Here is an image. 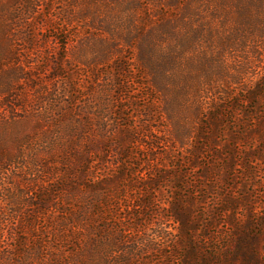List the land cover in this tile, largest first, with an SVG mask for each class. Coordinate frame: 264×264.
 Instances as JSON below:
<instances>
[{"label": "trees", "instance_id": "obj_1", "mask_svg": "<svg viewBox=\"0 0 264 264\" xmlns=\"http://www.w3.org/2000/svg\"><path fill=\"white\" fill-rule=\"evenodd\" d=\"M205 1L72 0L71 9L76 10L78 4L82 5L79 10L82 14H77V18L88 19L85 31L94 35L97 44L83 43L79 40L82 38L73 33L78 41L72 47L80 53L75 58L82 64L75 70L76 67L71 64L75 59L72 55L67 56L73 50L70 41H74L68 29L64 28V24L69 22L54 27L53 34L41 41L46 55L41 59L45 74L39 88L41 91L28 102L24 101L21 85L35 90L38 86L36 71L39 70L36 66H26L23 59L28 49H17V62L9 71L12 70L10 80L20 82V86L13 94L5 92L0 99L2 118L14 124L13 140L17 144L7 156L6 148L0 143V162L13 164L15 170L10 182L0 181V264H85V259L79 261L84 255L92 264L89 258L94 257L92 254L96 250L92 247L96 245L92 237L74 249L71 239L64 236L65 217L72 214V208L67 207H76L85 215L87 211H92L90 208L94 204L105 208L113 200L111 196L120 200L123 196L120 193H125V189L135 187L138 191H145L149 188L153 190L157 185L160 190L161 176L168 173L163 172L166 161L161 157L155 158L154 149L159 148L158 143L153 141L147 147L150 143L139 140L132 126H123L122 132L117 122L114 131L122 142V148L126 139L128 146L131 144L137 149L141 146L147 158L143 159L137 153L133 155L132 147V154L128 157H136V167L134 162H129L130 176L127 178V170L121 168L127 162L119 165L107 159L106 143L109 142L113 122L111 115L118 112L119 119L120 115H126L120 112L123 109L119 107V100L114 99L117 98L114 93L121 90L120 80L112 76L114 72L115 75L122 73L124 59L131 60L134 66L128 71V76L134 79V75H138L142 82H137L144 87L163 90L164 65L171 64L172 70L183 69L187 51L201 34L202 25H192V21L205 14ZM232 1L240 4L244 0ZM240 11H243L242 7ZM21 39L28 43V36L24 35ZM87 45L95 51L89 60L84 61L86 56L82 48ZM79 70L85 71V74L80 75ZM79 78L84 83L77 86ZM132 83L136 82L133 80ZM263 92L264 87L257 84L241 101L247 102ZM200 108L198 100L197 111ZM185 131L178 128L172 130L171 139H165L167 142L163 151V159L172 160L169 158L171 147L176 144L182 146L180 158L183 160L178 159L179 164L172 166L179 172L187 166L197 167L195 160L188 159L193 150L184 146ZM205 133L204 127L198 125L193 143L206 139ZM213 133L216 134L214 129ZM194 151L199 152L200 148L195 147ZM226 159L224 156L223 161ZM172 177L181 180L179 175ZM181 182L184 183L183 180ZM139 194L142 195L141 192ZM180 199L177 198L178 203ZM85 203L89 204V209L80 206ZM180 203L170 200L168 204L169 217L177 229L173 233L172 245L180 256L177 264H264V252H261L264 246L258 243L264 234L253 232L255 225L264 229V216L259 224L244 222L239 227L227 220L225 223L231 228L221 233L220 238L203 234L196 242L198 227L195 224L201 217L197 212L190 217L192 214L188 215V210L183 208L187 202L180 200ZM83 217L78 221L84 220ZM55 223L60 226L59 235L51 230ZM157 234L162 235L163 232ZM95 237L100 239L97 234ZM122 237L121 232L119 238ZM210 238L214 244L206 250L200 241H209ZM63 244L66 248L59 247ZM107 246L117 249L115 253L119 264H142L140 248L126 250L114 243ZM97 250L101 253V246L97 245ZM121 255L123 259L119 257ZM105 257H111L108 256V249Z\"/></svg>", "mask_w": 264, "mask_h": 264}, {"label": "rangeland", "instance_id": "obj_2", "mask_svg": "<svg viewBox=\"0 0 264 264\" xmlns=\"http://www.w3.org/2000/svg\"><path fill=\"white\" fill-rule=\"evenodd\" d=\"M71 3L72 0H0V99L5 92L13 94L20 86V82L10 80L12 70L9 68L15 66V53L21 48L28 49L23 59L26 66H36L39 70L36 71L38 86L35 90L21 85L24 101L28 102L33 95L38 96L45 78L41 59L46 55L41 41L53 34L54 27L69 22L64 24V28L74 40L70 41V47L78 41L73 35L75 32L83 43L97 44L94 35L85 31L88 19L77 18V14H82L79 13L82 5L78 4L73 10L69 7ZM241 7L243 11H240ZM194 24L202 25L201 34L187 51L183 69L172 70L171 64L164 65L163 90L144 87L139 83L142 79L138 75H134V79L128 76V71L134 66L131 60L124 59V70L120 75L113 73L112 78H119L121 87L114 93L117 97L114 99L119 100V107L123 109L120 112L126 115H120V119L118 112L111 115L113 122L109 142L106 143L107 159L119 165L127 162L121 167L127 170V178L130 176L129 162H134L136 167L133 155L137 153L141 158H147L141 146L139 149L131 144L128 146L126 139L122 148V142L114 131L118 122L122 132L123 126H132L139 140L150 143L147 147L153 141L158 143L159 148L154 149L155 158L161 157L166 161L163 172L168 173L161 176L160 190L157 185L153 190L125 189V193H120L123 195L120 200L111 196L113 200L105 208L91 205L92 211L85 215L76 207H67L72 208V214L65 217L64 236L71 239L74 249L92 237L96 244L92 246L96 249L92 254L94 257L89 258L92 264H119L117 249L107 246L113 243L126 250L140 248L142 264H177L180 256L172 248L173 233L177 229L169 217L170 200L177 204L180 200L182 203L186 201L183 208L188 210V215L193 217L197 212L201 217L195 224L198 227L196 242L203 234L220 238L221 233L231 228L225 223L227 220L239 227L244 222L259 224L264 216V92L247 102L241 101L255 85L264 87V0H244L240 4L232 0H206L205 14L193 20ZM24 35L28 36V43L21 39ZM90 45L82 48L86 56L84 61L89 60L95 51ZM77 53L73 49L67 55L75 59L71 62L75 70L82 66L75 58ZM78 72L85 74L82 70ZM133 80L136 83H132ZM76 82L77 86L82 85L83 79ZM198 100L201 108L197 111ZM200 124L207 131L206 139L193 143ZM175 128L187 130L184 146L193 150L188 159L195 160L196 168L187 166L180 172L178 168H172L181 159L182 146L179 144L171 147L169 158L172 160L163 159L165 139H171L170 134ZM13 131L14 124L2 118L0 109V143L6 148L7 156L9 150L17 147ZM132 147L134 153L128 157L132 154ZM195 147L200 151H194ZM231 155L233 157L230 158ZM224 156L228 158L226 161H223ZM14 172L13 164L0 162V181L10 182ZM173 175H179L184 183ZM179 197L182 199L178 203ZM131 201L136 205L133 206ZM80 206L89 209L88 203ZM81 217L87 222L78 221ZM51 230L59 235L58 223ZM160 231L162 235L157 234ZM121 232L122 239L119 238ZM253 232L264 234V229L255 225ZM259 240V245L264 246V237ZM200 242L206 250L214 244L211 238ZM97 245L101 246V253ZM59 247L66 248L64 244ZM106 249L111 257H105ZM261 252L264 249L261 248ZM122 256L119 257L123 259ZM83 259L85 264H91L85 255L79 261L83 262Z\"/></svg>", "mask_w": 264, "mask_h": 264}]
</instances>
